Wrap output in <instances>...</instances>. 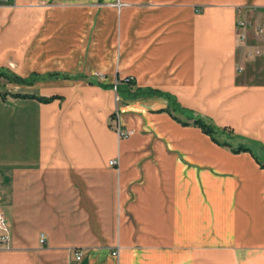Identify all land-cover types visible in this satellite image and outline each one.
<instances>
[{
    "label": "crops",
    "instance_id": "1",
    "mask_svg": "<svg viewBox=\"0 0 264 264\" xmlns=\"http://www.w3.org/2000/svg\"><path fill=\"white\" fill-rule=\"evenodd\" d=\"M240 18L264 0L0 2V74L33 80L0 85V264H264V32ZM180 127L210 142L157 140Z\"/></svg>",
    "mask_w": 264,
    "mask_h": 264
},
{
    "label": "built area",
    "instance_id": "2",
    "mask_svg": "<svg viewBox=\"0 0 264 264\" xmlns=\"http://www.w3.org/2000/svg\"><path fill=\"white\" fill-rule=\"evenodd\" d=\"M5 0H0V2H4ZM237 37L240 41L244 42L247 39L248 36V31L250 29H253L255 33L261 34L264 32V18L260 24H255L252 21L246 19V18H240L237 20ZM247 56L250 57H259V56H264V48L263 47H254L250 48L247 51ZM122 81L125 83H132V78L131 77H124L122 78ZM114 89H116V85L114 86ZM118 101V97H116V102ZM115 127H116V132L119 138H128L133 134L132 129H123L120 124V110L116 109L115 114ZM111 165H117L118 162L117 160H111L110 161ZM0 229L2 230V233L0 235V247L6 248L8 247L9 243V229H8V224L6 221V218L4 217L3 214L0 213ZM44 236H41L40 242H44ZM118 250L112 252L113 255H117ZM77 259L80 258V254L76 256Z\"/></svg>",
    "mask_w": 264,
    "mask_h": 264
},
{
    "label": "rangeland",
    "instance_id": "3",
    "mask_svg": "<svg viewBox=\"0 0 264 264\" xmlns=\"http://www.w3.org/2000/svg\"><path fill=\"white\" fill-rule=\"evenodd\" d=\"M0 77H2V79L0 80V85L3 83V81L7 80L8 77L1 75ZM12 78V77H11ZM9 81H11L10 79H8ZM119 100L117 101V106H118ZM116 109H119L118 107H116ZM176 113L179 114V118L182 119L183 117H181V115L183 114H187L186 111L180 109V110H176ZM191 115V114H190ZM182 120H186V118L184 117ZM204 122H206L207 124H210V122L206 119H202ZM211 125V124H210ZM212 126V125H211ZM171 130V129H170ZM214 130H215V137H217V139L220 142H229V143H233L236 144L238 142H243L244 144L248 145V143L243 141V137H240L238 135H235L234 132H231V130H227L224 129L223 131L217 127L214 126ZM174 135L171 137H174V139L172 140L169 136L163 135L161 136H157V140H160L162 142H178V143H203V142H210L209 139L204 138L203 136H201V133L195 129H182V127H180L178 130L175 129L174 131ZM255 153L258 155L259 159L262 161L264 160V152H262L261 149H256Z\"/></svg>",
    "mask_w": 264,
    "mask_h": 264
},
{
    "label": "trees",
    "instance_id": "4",
    "mask_svg": "<svg viewBox=\"0 0 264 264\" xmlns=\"http://www.w3.org/2000/svg\"><path fill=\"white\" fill-rule=\"evenodd\" d=\"M1 75H4V73H1ZM8 79H10L11 81H14L16 83H19V84H26V85H30L32 84L33 80L32 79H25V78H21L19 76H12L11 77H8ZM13 97H29V98H33V99H37L38 101L40 102H43V103H48V102H51L53 99H56V98H60V96H49V97H42V96H37V95H34V94H21V93H13L11 94ZM0 96L2 98H5L6 96V93H0ZM167 111H169L167 109ZM174 119H176L178 122H181V120L177 119L174 117ZM183 125L184 122H181ZM194 125L197 126L198 128L201 129V131L208 135L211 140L217 144H221L215 137V130H214V127L211 126L210 124H207L206 122H204L202 119L200 118H197L195 121H194ZM234 152H240V151H250L248 148H245L243 146H239L235 149H232Z\"/></svg>",
    "mask_w": 264,
    "mask_h": 264
}]
</instances>
